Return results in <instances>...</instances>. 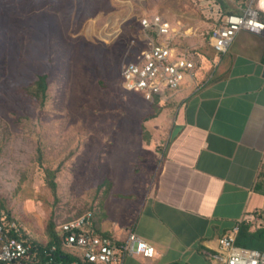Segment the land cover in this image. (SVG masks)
Wrapping results in <instances>:
<instances>
[{"label":"rangeland","instance_id":"rangeland-1","mask_svg":"<svg viewBox=\"0 0 264 264\" xmlns=\"http://www.w3.org/2000/svg\"><path fill=\"white\" fill-rule=\"evenodd\" d=\"M1 7L0 216L9 213L32 238L46 242L50 219L58 225L90 206L101 213L105 202L116 216L136 211L166 141L160 113L176 101L163 96L158 116L142 123L155 107L123 86V64L158 40L140 19L160 14L176 25L180 18L193 31L178 35L177 47L191 51L196 69L207 73L208 61L220 54L209 33L225 13L208 0H10L9 8ZM6 23L17 40L25 32L13 48L3 33ZM20 48L17 75L13 66L4 67V54L17 56ZM46 71L41 105L18 84ZM45 168L55 171L54 187Z\"/></svg>","mask_w":264,"mask_h":264},{"label":"crops","instance_id":"crops-1","mask_svg":"<svg viewBox=\"0 0 264 264\" xmlns=\"http://www.w3.org/2000/svg\"><path fill=\"white\" fill-rule=\"evenodd\" d=\"M176 20L179 35L192 34ZM208 63L165 96L176 101L160 113L166 141L140 206L116 216L105 202L94 212L96 232L124 239L133 229L155 245L154 259L123 264H213L235 225L264 226V35L240 30Z\"/></svg>","mask_w":264,"mask_h":264},{"label":"built area","instance_id":"built-area-1","mask_svg":"<svg viewBox=\"0 0 264 264\" xmlns=\"http://www.w3.org/2000/svg\"><path fill=\"white\" fill-rule=\"evenodd\" d=\"M264 8L254 0L241 13L225 14L212 27L209 43L219 53L228 51L236 34L248 30L264 35ZM145 32L156 34L157 42L131 56L121 68L123 86L145 99L168 96L194 78L196 58L176 44L179 33L160 14L140 19ZM94 213L88 210L56 225L57 239L50 243L32 238L16 221L0 216V264H123L127 257L154 259L155 245L129 229L124 239L95 231ZM240 225L223 235L216 252L221 264H264V251L236 243Z\"/></svg>","mask_w":264,"mask_h":264},{"label":"trees","instance_id":"trees-1","mask_svg":"<svg viewBox=\"0 0 264 264\" xmlns=\"http://www.w3.org/2000/svg\"><path fill=\"white\" fill-rule=\"evenodd\" d=\"M212 1L214 3H217L220 7V9L225 13V14H231V13H241L243 11V9H245L252 0H209ZM0 6H2L1 8H9L8 4L10 3V0H1ZM262 16L264 17V13L262 14ZM26 26V24H24L23 28ZM3 33L6 34V40H11L10 42V47L13 48V45L15 43V41L18 40H22L24 37V29L21 33V36L18 38H16V35L14 33V31L12 30V28H14L12 26L11 23H6L3 27ZM13 33H12V32ZM154 33V32H153ZM156 36V34H155ZM5 43V41H3ZM213 48V47H212ZM214 49V48H213ZM15 51H11L8 50L6 52V54H4V67H14V73L15 74H20L19 68L21 66L20 64V57L22 56V50L21 48L19 49V51L17 52V56L15 55L16 53H14ZM50 61V59H49ZM22 75V73H21ZM49 79H50V72L46 71V72H37L36 75L31 78L29 81H25L24 79L22 80V82L20 84H18V86L20 87V91L29 99L38 102L39 104L43 105L45 103L46 97H47V89L49 87ZM127 90V89H126ZM141 95V94H140ZM162 96L160 95H155L153 99H146L150 102L151 105H153V107H155V112L153 113H149L147 115H145L142 118V123L146 120H149L151 118H154L156 116H158V113L161 112L163 105L161 104L162 101ZM142 129L145 130L144 125L142 124ZM145 135L147 137V142L149 143L151 140V135L148 131L145 130ZM42 164V163H41ZM46 172V180L47 183L54 187L56 185L55 183V171H53L50 168H45ZM108 182V188L111 186V181L109 179H107ZM92 206L88 207L86 210H79L73 217H77L79 215H81L82 213L91 210ZM5 217L9 218V219H13L9 213H6L4 215ZM72 217H68L66 219H64L63 221H67L69 219H71ZM56 223L50 219L47 225V234L49 236V242L53 243L54 240L57 239V233H56ZM106 235V234H105ZM236 243L242 246H246V247H251V248H256L259 250L264 251V226H261L259 228H256L254 230L251 229V225L249 223L246 222H241L240 223V229L239 232L237 234L236 237Z\"/></svg>","mask_w":264,"mask_h":264}]
</instances>
